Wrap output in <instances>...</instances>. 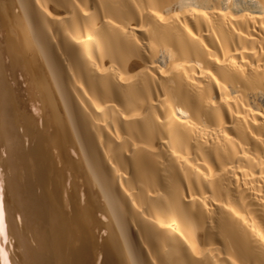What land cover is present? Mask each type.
Segmentation results:
<instances>
[{"label":"bare ground","instance_id":"6f19581e","mask_svg":"<svg viewBox=\"0 0 264 264\" xmlns=\"http://www.w3.org/2000/svg\"><path fill=\"white\" fill-rule=\"evenodd\" d=\"M0 32V264H264V0H0Z\"/></svg>","mask_w":264,"mask_h":264},{"label":"rangeland","instance_id":"374dc122","mask_svg":"<svg viewBox=\"0 0 264 264\" xmlns=\"http://www.w3.org/2000/svg\"><path fill=\"white\" fill-rule=\"evenodd\" d=\"M0 35H1V32H0ZM10 70H12V71H10ZM10 70L8 71L10 83L12 84V86H13V88L15 90V93H16V96H17V100H18V103H19L20 107L22 109H24V110H27L30 114H32L36 118H38L37 109H36L35 106H32V103H31L32 101H30L33 98V91H31V88L28 86V83L26 81L25 75L20 70H15V69H10ZM28 87H29V90L27 89ZM33 108H35V109H33ZM35 112H37V113L35 114ZM36 123H37L38 126H42V120L41 119L39 120V122L36 121ZM18 130H19V132H22L23 131V128L22 127H19ZM24 140H25L24 143L27 145L28 144V139H24ZM71 153L73 155L75 154L74 152L71 151L69 153L70 156L72 155ZM2 155L6 156V150L5 149L2 152ZM75 156H72V158L75 159ZM2 169H3V167L2 168L0 167V171H2ZM3 171H4V173H3ZM3 171H2L3 177L5 178V175L4 174L6 173V171L5 170H3ZM67 185L70 186V180H69V182H67ZM68 189H69V187H68ZM5 194H6L5 196L7 197V190H5ZM63 195L65 196L66 195V192H63ZM6 210H7V208H6ZM29 240L32 241L31 238H29ZM14 241H15L14 238H12V239L11 238H6V241H4L5 251L7 252L8 257H10V258H12L13 255L15 254V252L18 251V247L16 246V248H15L13 246ZM8 244H9V246H8ZM13 252H14V254H13Z\"/></svg>","mask_w":264,"mask_h":264}]
</instances>
